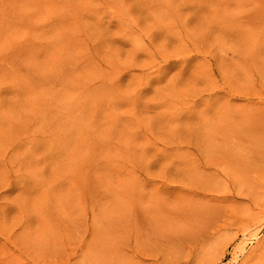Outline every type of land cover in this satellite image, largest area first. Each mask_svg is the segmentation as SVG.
Instances as JSON below:
<instances>
[{
  "label": "rangeland",
  "instance_id": "374dc122",
  "mask_svg": "<svg viewBox=\"0 0 264 264\" xmlns=\"http://www.w3.org/2000/svg\"><path fill=\"white\" fill-rule=\"evenodd\" d=\"M0 264H264V0H0Z\"/></svg>",
  "mask_w": 264,
  "mask_h": 264
}]
</instances>
